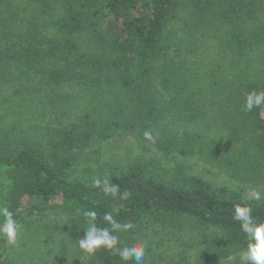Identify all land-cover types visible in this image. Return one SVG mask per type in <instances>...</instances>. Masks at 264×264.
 <instances>
[{
	"label": "trees",
	"instance_id": "trees-1",
	"mask_svg": "<svg viewBox=\"0 0 264 264\" xmlns=\"http://www.w3.org/2000/svg\"><path fill=\"white\" fill-rule=\"evenodd\" d=\"M261 89L264 0H0V201L18 221L24 205L42 211L58 197L69 225L52 255L45 239L19 264H134L107 250L70 255L86 209L98 226L106 211L132 221L122 245L166 229L195 250L175 261L160 241L150 264H222L240 252L242 191L140 156L95 176L119 186L112 198L72 169L118 133L264 186V105L242 110ZM251 206L264 221V199ZM0 264H12L3 240Z\"/></svg>",
	"mask_w": 264,
	"mask_h": 264
},
{
	"label": "rangeland",
	"instance_id": "rangeland-1",
	"mask_svg": "<svg viewBox=\"0 0 264 264\" xmlns=\"http://www.w3.org/2000/svg\"><path fill=\"white\" fill-rule=\"evenodd\" d=\"M89 150L92 152V158L80 164L77 162L73 166V178L95 177L98 176L101 171L107 174L114 165L122 167L141 156L145 159H153L160 166L163 165L170 169L182 166L186 173L207 181L215 188L225 187L233 191H242L244 193H254L258 191L264 199L263 185L235 180L224 171L203 163L195 155L184 158L176 154H164L151 146H142L132 135L115 133L113 137L97 145V148L95 146ZM61 203V200L57 197L50 204L48 203L42 211H38L40 210L39 206L35 209L32 203L23 206L18 219L21 225V235L18 245L12 248L6 244L9 257L12 259V264H19L18 259L22 258L23 255L28 252L27 250L35 249L46 240L49 241L48 248H54L50 252V255H52L57 248H60L62 243L55 242L52 239L54 236L59 235H64V237H66L69 227L68 212ZM149 230L150 229L143 230V238L140 240L147 243L144 264H150L149 258L151 252H163L161 249H163L164 246L159 243L160 241L165 243L168 249L163 252V254L173 257L175 261L179 259V252L182 254L185 252L187 257H194L195 250L185 246V238L177 240L175 235L171 233L168 234L166 229H159L158 233H152ZM67 240L70 241L68 238H65V242H67ZM69 245L71 247L70 255L73 257V254L76 253L75 250H78V245L71 241ZM238 253L239 252L230 255L222 264H239ZM80 257H82V255ZM75 258L77 259L74 261V264H78L79 255Z\"/></svg>",
	"mask_w": 264,
	"mask_h": 264
},
{
	"label": "clouds",
	"instance_id": "clouds-1",
	"mask_svg": "<svg viewBox=\"0 0 264 264\" xmlns=\"http://www.w3.org/2000/svg\"><path fill=\"white\" fill-rule=\"evenodd\" d=\"M264 105V89L252 90L245 94L242 110L252 112L254 108ZM143 137L147 141L155 142L156 136L151 130H145ZM91 187L98 188L105 197L116 198L119 186L109 178L93 177ZM241 199L244 203L233 205L232 219L239 223L245 236V247L238 253L239 264H264V221L257 222L253 217V200L261 201L260 192H245ZM84 218V236L77 240L79 249L88 256H95L100 250L110 251L113 256L122 262L133 261L134 264H144L147 243L132 241L121 244L120 233L127 232L135 227L132 221L120 222L113 213L106 211L102 214L105 226H98L97 211L86 209L82 213ZM21 225L16 220L9 206L0 201V240L9 247H16L21 235Z\"/></svg>",
	"mask_w": 264,
	"mask_h": 264
}]
</instances>
